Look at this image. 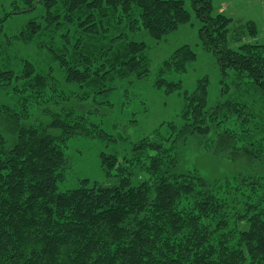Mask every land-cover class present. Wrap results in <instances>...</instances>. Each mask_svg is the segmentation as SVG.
<instances>
[{
	"label": "trees",
	"instance_id": "trees-1",
	"mask_svg": "<svg viewBox=\"0 0 264 264\" xmlns=\"http://www.w3.org/2000/svg\"><path fill=\"white\" fill-rule=\"evenodd\" d=\"M188 1L201 23V45L219 65L222 88L216 106L208 104L207 79L184 94L178 132L213 135L221 148L244 137L247 156L263 159L264 44L254 23L240 34L243 25L215 11L212 0H0V30L10 18L36 12L10 39L43 40L64 81L76 87L71 94L62 90L53 68L36 69L25 60L16 73L0 63L3 90L15 81L25 87V113L20 104L18 110L0 106V264H264V175L212 186L198 174L178 173L179 160L157 131V141L132 150L142 169L140 158L156 154L148 155L150 179L135 184L125 176L128 160L123 167L116 155L103 154L106 183L67 186L69 141L111 138L94 113L71 105L147 77L149 46L128 41V32L162 41L192 21ZM196 60L190 46L177 49L159 68L157 87L181 91L164 76L186 73ZM241 80L260 104L248 100ZM51 92L62 100H50ZM40 98L45 108H32L40 116L33 119L26 103ZM241 117L249 120L245 127Z\"/></svg>",
	"mask_w": 264,
	"mask_h": 264
},
{
	"label": "rangeland",
	"instance_id": "rangeland-1",
	"mask_svg": "<svg viewBox=\"0 0 264 264\" xmlns=\"http://www.w3.org/2000/svg\"><path fill=\"white\" fill-rule=\"evenodd\" d=\"M10 1L3 0L5 4ZM212 3L215 11L224 12L229 18L245 26H240L238 31L240 34L251 27L248 23H254L258 30L257 40L264 44V0H212ZM187 9L193 14L189 1ZM36 17V12H28L14 16L5 23L3 30H0V52L6 51V53L3 56L0 55V63L3 68L16 73L22 71V63L25 60L32 63L36 69L53 68L52 74L60 81V88L67 94H71L76 90V87L68 85L64 81L65 74L62 77L58 65L48 50L41 46L43 40L17 44L9 37L21 31ZM200 28L201 23L193 14L189 24L181 26L178 31L167 35L160 42L153 40L147 32L132 33L129 30L128 41L145 42L149 46L151 73L143 79L126 80L118 90L93 96L92 99L85 102H73L71 107L78 112L89 113L91 111L94 113V119L100 121L101 129L111 138L108 140L96 137H78L69 141L67 150L71 168L67 182L69 188H74L81 180L106 183L108 178L102 166L103 154L116 155L120 161H123L121 163L123 167L125 160H128L126 163L131 168L125 176L135 184L150 179L147 167L150 162L148 155L151 153H145L140 158L145 163L143 165L145 168L142 169L139 166V158L135 157L134 153L132 154V150L137 144L157 141L153 138L156 131L171 145H169V149H171L173 158L179 160L175 167L178 173L198 174L205 179L208 185L212 186L221 184L228 178H239V181H242V178L249 179L264 175V158L248 157L246 151L249 144L244 141V137L241 135L242 138L238 142H231L230 146L221 148L220 143L216 141L217 138L213 135L204 136L199 132H189V136L184 135V137L181 131L178 132L183 125L178 119V115L184 105V94H193L201 80H208L209 106H216L221 99L222 78L219 65L215 56L207 52L201 45ZM249 40L251 39L249 38ZM185 45L194 49L197 60L189 65L186 73H167L164 76L168 82L182 85L181 91L176 90L169 93L166 87H157V80L160 78L158 70L177 49ZM231 77L236 81V84L239 83L233 74ZM232 80L228 79L227 81L230 87H233ZM243 84L244 80H241L238 86L249 96L248 100L253 99L251 88ZM12 85L13 87H8H11L16 94L10 93L11 88L3 90L4 88L0 87V106L18 110L20 104L23 108L22 112L25 113V87L19 81H15ZM233 88L235 89L232 92L235 90L236 93V87ZM51 94L53 98L50 100H57V102L62 100L57 94L52 92ZM46 101L43 98L27 101L26 107H30V115L33 111L32 108L38 110L40 107H44L43 104ZM249 103L251 104L250 101ZM256 103L260 104V102H256V99L254 102L253 99V104L256 105ZM19 112L21 111L19 110ZM32 115L33 119H40L37 114ZM23 119L25 120V115H23ZM244 119L245 121H243ZM248 121L246 117H241L239 125L245 127ZM197 127L202 128L201 126ZM174 129L177 132H174ZM151 155L155 156L156 154ZM250 195L252 194L248 190L247 197Z\"/></svg>",
	"mask_w": 264,
	"mask_h": 264
}]
</instances>
